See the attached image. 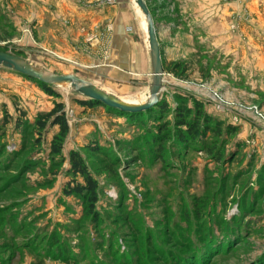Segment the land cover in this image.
I'll list each match as a JSON object with an SVG mask.
<instances>
[{
	"label": "rangeland",
	"instance_id": "obj_1",
	"mask_svg": "<svg viewBox=\"0 0 264 264\" xmlns=\"http://www.w3.org/2000/svg\"><path fill=\"white\" fill-rule=\"evenodd\" d=\"M132 1L0 0V51L140 99L152 64L119 74L111 47L125 24L150 58ZM145 2L161 43L165 116L145 112L138 125L99 102L85 107L88 98L60 86L51 85L57 96L39 84L41 95L14 96L6 85L15 81L0 74V95L14 93L16 106L0 103V264H264V0ZM55 101L70 128L60 155L51 152L59 127L36 122ZM195 101L222 133L182 147L173 111ZM33 102L53 106L37 112ZM165 121L171 138L151 146L149 134ZM73 151L99 182L97 221L81 197L65 194ZM56 248L71 258L53 257Z\"/></svg>",
	"mask_w": 264,
	"mask_h": 264
},
{
	"label": "trees",
	"instance_id": "obj_2",
	"mask_svg": "<svg viewBox=\"0 0 264 264\" xmlns=\"http://www.w3.org/2000/svg\"><path fill=\"white\" fill-rule=\"evenodd\" d=\"M31 80L38 83L47 94L51 96L58 95L55 91H53L51 85L40 83L39 81H36L34 79ZM80 103L83 106H88L90 108L98 104V102L92 100H82L80 101ZM63 108L64 105L61 101H55L54 108L50 112L39 113L36 117V122L39 126V129L46 128L49 123H51L53 126H58L60 129L59 133H57V137L54 139L52 144L51 152L53 155H60L62 153V142L70 131L69 125L65 120ZM146 112L154 115L155 113L160 112V115L165 116L167 112H170V108L166 99L163 98L155 108ZM143 113L137 115H129L125 113L122 114L127 116L128 118H131V122L135 121L136 124L140 125L139 115L141 116ZM173 113L174 126L176 127L174 141L179 146L185 147L188 146L190 142L193 143L199 141L200 138L208 131H211V133H213L214 135H220L222 133L221 123L219 121H216V123H212V120L214 121V119L210 117L206 112H204L201 103L195 101L193 110L192 106H188L186 104L183 106H178L176 109H174ZM4 120L9 121L10 118L7 116ZM21 120H23L22 117H20V123ZM169 122L170 121H165V123L160 124L158 126V132L154 133V136L151 137V135L149 134L147 143L153 146L157 145V143L160 144L163 140L170 139L173 133L171 131L172 129H170L171 122ZM22 123L23 124L18 125V128L23 127L25 122ZM227 128L230 132L234 131V128L231 129L229 126ZM158 148L160 149L161 147L158 145ZM89 150L96 151L98 153H101L103 151V149H99L97 145L92 144L89 145ZM222 151L223 146L221 145L220 147H216L215 149H213L211 151V155L217 158L218 156H220V152ZM155 153H157V151ZM157 154L159 156H162L163 151L160 150V152H158ZM70 161L71 167L69 169V177L71 181L65 189V194L81 197L85 203L87 212H91L92 219L94 221H97L99 217L95 213V210L96 205L99 201V182L94 178L87 161L79 151H73L71 153ZM224 179L227 181V178ZM103 242L105 243V241ZM67 252L70 253V251ZM67 252L65 250H58L56 248L54 255L53 253L52 255L53 257L57 256V258L65 261L66 259L71 258L69 257V254Z\"/></svg>",
	"mask_w": 264,
	"mask_h": 264
},
{
	"label": "water",
	"instance_id": "obj_3",
	"mask_svg": "<svg viewBox=\"0 0 264 264\" xmlns=\"http://www.w3.org/2000/svg\"><path fill=\"white\" fill-rule=\"evenodd\" d=\"M135 2L147 20L148 45L152 64V82L149 88V99L145 103H127L108 92L102 91L78 75H60L44 67L35 68L26 58L5 51H0V67L15 71L43 84L52 86L67 84L71 87V90L89 100L99 102L104 106L119 110L125 114L134 115L150 111L162 100L164 64L152 13L145 0H135Z\"/></svg>",
	"mask_w": 264,
	"mask_h": 264
},
{
	"label": "crops",
	"instance_id": "obj_4",
	"mask_svg": "<svg viewBox=\"0 0 264 264\" xmlns=\"http://www.w3.org/2000/svg\"><path fill=\"white\" fill-rule=\"evenodd\" d=\"M125 24H120L114 31L111 37V44H112V52H113V63L115 68L117 69V72L119 74L125 75V74H132V75H141L142 73H145L148 71L149 67H151V58L147 55V51L141 50V48H144V41L142 39V35H140L137 32H128L125 28ZM157 33V32H156ZM147 38V37H146ZM158 38V37H157ZM159 40V39H158ZM147 41V39H146ZM160 43V42H159ZM148 44V41H147ZM161 47V43H160ZM227 48V47H226ZM149 49V48H148ZM228 49V48H227ZM226 49V50H227ZM217 55V54H215ZM2 71H0V74L11 78L15 81V86L6 85V89L8 92H17L14 96H19V94L24 96V92L32 93L35 95H41L40 93V86H37L38 83L32 81L28 77L17 73L15 71L0 67ZM28 78V79H27ZM2 87V86H1ZM0 87V88H1ZM13 87V88H12ZM2 89V88H1ZM4 90V89H2ZM10 94V93H9ZM14 94V93H13ZM11 95H0V103L7 104L9 109L16 110L15 104L12 102L13 106L11 107L9 97H13ZM33 96V100H35V97ZM86 101V100H85ZM89 101V100H88ZM33 108L35 107V102H33ZM36 111L38 110H48L52 108L53 105L49 104L47 106H44L43 108H40V104L38 103ZM18 107V106H17ZM86 107V106H85ZM88 107V106H87ZM0 113L3 114L5 111L4 108L0 109ZM35 111V113H36ZM2 116V115H1Z\"/></svg>",
	"mask_w": 264,
	"mask_h": 264
},
{
	"label": "bare ground",
	"instance_id": "obj_5",
	"mask_svg": "<svg viewBox=\"0 0 264 264\" xmlns=\"http://www.w3.org/2000/svg\"><path fill=\"white\" fill-rule=\"evenodd\" d=\"M134 1V2H133ZM132 1V3H133V5H134V8H135V10H136V12H137V14H138V16H139V18H140V20H141V23L143 24V26L145 25L146 26V35H147V20H146V18H145V16L143 15V13L141 12V10H140V8L138 7V5L136 4V2H135V0H133ZM147 41H148V35H147ZM148 48H149V45H148ZM30 63V62H29ZM33 67H39V66H37V65H35V64H32V63H30ZM91 83V82H90ZM57 86H60V87H62V88H64V89H66V90H70L71 89V87L69 86V85H67V84H58ZM97 88H99V89H101L102 91H105V92H107V90L105 89V88H103V87H101V86H99V85H95ZM109 93V92H108ZM112 95V94H111ZM121 99V98H120ZM148 99H149V94L147 95H144L142 98H140V99H128V100H125V99H121L122 101H125V102H127V103H145L146 101H148Z\"/></svg>",
	"mask_w": 264,
	"mask_h": 264
}]
</instances>
